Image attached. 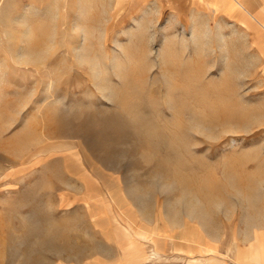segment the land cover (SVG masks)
<instances>
[{
    "label": "rangeland",
    "instance_id": "obj_1",
    "mask_svg": "<svg viewBox=\"0 0 264 264\" xmlns=\"http://www.w3.org/2000/svg\"><path fill=\"white\" fill-rule=\"evenodd\" d=\"M213 29L142 1L0 0V264H117L118 233L134 264L239 260L264 84ZM175 233L186 255L160 258Z\"/></svg>",
    "mask_w": 264,
    "mask_h": 264
},
{
    "label": "crops",
    "instance_id": "obj_2",
    "mask_svg": "<svg viewBox=\"0 0 264 264\" xmlns=\"http://www.w3.org/2000/svg\"><path fill=\"white\" fill-rule=\"evenodd\" d=\"M134 2H144L155 5L158 9L172 11L176 15L190 14L194 17L205 19L210 31H214L218 23L224 34L235 33L238 36L236 42H239L238 48L245 50L246 55L253 60L255 79L264 84V0H133ZM255 221L253 226L249 225L250 232L243 230L240 224L238 232V247L236 256L239 260L234 264H264V201L255 205ZM246 226V224H245ZM252 227V228H251ZM134 240L128 234L125 236L119 233L112 236L111 239L104 238L106 245L113 247L120 257L121 263L117 264H134L127 260L126 244ZM140 249V241H136ZM143 242V241H142ZM148 243V242H147ZM145 245L146 242H143ZM188 243L178 238L176 233L164 237L159 242L160 258L171 256L177 259L185 256L187 253ZM140 245V246H139ZM192 246L194 245L191 243ZM164 247V249H163ZM196 247V246H195ZM190 251H193L192 248ZM173 252V253H172ZM124 254V257H123ZM164 254V255H163ZM198 256V255H197ZM211 255L204 257H190L185 264L190 261L205 260ZM214 257V256H213ZM215 258V257H214ZM216 259V258H215ZM125 260V262H123ZM218 261V260H216ZM227 262L224 259V263ZM169 264H177V261ZM204 264H208L207 262ZM214 264H221L214 262Z\"/></svg>",
    "mask_w": 264,
    "mask_h": 264
}]
</instances>
